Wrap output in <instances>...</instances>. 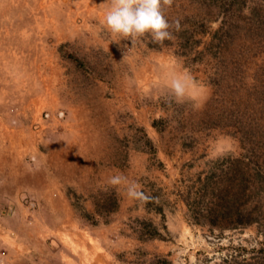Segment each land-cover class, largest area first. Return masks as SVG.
<instances>
[{
    "label": "rangeland",
    "instance_id": "obj_1",
    "mask_svg": "<svg viewBox=\"0 0 264 264\" xmlns=\"http://www.w3.org/2000/svg\"><path fill=\"white\" fill-rule=\"evenodd\" d=\"M109 5L0 0V122L28 170L63 175L69 204L0 193L23 204L0 209V231L21 244L38 216L55 228L68 211L79 237L55 238L37 264H264V0H173L163 45L113 36ZM180 74L195 87L177 102ZM51 85L47 104L25 108ZM117 174L150 199L110 186Z\"/></svg>",
    "mask_w": 264,
    "mask_h": 264
},
{
    "label": "crops",
    "instance_id": "obj_2",
    "mask_svg": "<svg viewBox=\"0 0 264 264\" xmlns=\"http://www.w3.org/2000/svg\"><path fill=\"white\" fill-rule=\"evenodd\" d=\"M52 74L53 72L50 73V76H53ZM50 96L53 97L52 85L47 86L45 92L34 95L31 101L26 104L25 108L30 109L31 106L35 112L39 106L47 104ZM132 102L133 101L131 99H129V102L126 100V106L132 107ZM21 112L26 113L27 111L23 109ZM14 130L17 129L0 122V133H2V131L5 132V138L3 141L6 143L4 147L5 152L0 153V186L5 188V190H0V193H9L14 195L31 193L40 198L41 195H43L45 199H47L46 204H48L47 206H45V204L43 205L46 208H49V210L68 209V197L61 188L59 181L62 180L61 178L63 175H59V173L56 174L52 171V174L47 172L46 175H44L45 173L39 169L28 170L23 156L14 153L15 149L20 148L22 142L18 140L19 138L14 140L8 137H12V135L16 133ZM17 141H19V143H17ZM0 142H2L1 139ZM26 142L27 141H23V144L28 145ZM60 153L61 151L56 152L58 158L55 160L57 162L59 160L61 162L65 160ZM50 161L52 162L53 158ZM27 175H32L33 181H27ZM5 202L6 203L4 205H0V209H20L19 205H23L19 202L16 203L15 201L10 200H5ZM124 204L125 203L123 201V203H121V209L126 207ZM26 207H31L30 209H33V206L30 205H27ZM66 213L65 217L64 215L57 216L60 223L55 228H51V224H47L41 216H38L28 228V239L21 244L13 242L14 240L9 241V239L5 238L3 235V231H0V241L3 243L6 242L9 245H4L8 247V250L4 251V254L1 253L3 250L0 251V264H16L17 262H21L23 259H29L31 264H37L38 261L36 260L38 257H42V255H49L50 249L54 248V243H57L55 238L60 239L61 241L65 240L68 245H70V243L72 244V242H74V238L79 237L78 235L80 234L78 232V226L73 222L71 216H69V212L67 211ZM65 257L67 258L68 264L73 263L71 258L66 255Z\"/></svg>",
    "mask_w": 264,
    "mask_h": 264
},
{
    "label": "clouds",
    "instance_id": "obj_3",
    "mask_svg": "<svg viewBox=\"0 0 264 264\" xmlns=\"http://www.w3.org/2000/svg\"><path fill=\"white\" fill-rule=\"evenodd\" d=\"M172 4L173 0H110L103 23L113 36L123 38L130 44L148 35L153 44L163 45L166 40L174 38L169 30L172 25L164 12L165 8L171 7ZM174 24L178 31L179 20ZM169 87L177 102H181L190 94L195 83L190 74H180L170 80ZM108 184L113 187L126 185V194L129 198L142 202L150 199L144 192L138 190L139 185L136 182H129L123 175L109 177Z\"/></svg>",
    "mask_w": 264,
    "mask_h": 264
},
{
    "label": "trees",
    "instance_id": "obj_4",
    "mask_svg": "<svg viewBox=\"0 0 264 264\" xmlns=\"http://www.w3.org/2000/svg\"><path fill=\"white\" fill-rule=\"evenodd\" d=\"M179 36H180L181 38H184L182 35H179ZM193 59H194L195 62H197V61L199 60V57L195 56ZM155 123H156V122H153V126L155 125ZM149 142H151V141H149ZM150 148H151V149L154 148L153 145H152V143H150ZM207 178H208V177H207ZM207 178H206V179H207ZM164 262L166 263V261H164ZM166 264H167V263H166Z\"/></svg>",
    "mask_w": 264,
    "mask_h": 264
}]
</instances>
